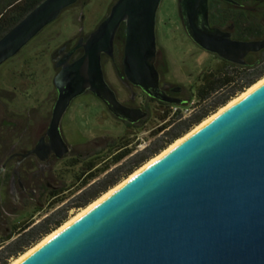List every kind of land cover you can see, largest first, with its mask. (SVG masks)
Wrapping results in <instances>:
<instances>
[{"label":"water","instance_id":"obj_1","mask_svg":"<svg viewBox=\"0 0 264 264\" xmlns=\"http://www.w3.org/2000/svg\"><path fill=\"white\" fill-rule=\"evenodd\" d=\"M77 1L40 2L0 38V65ZM160 2L116 0L81 45L83 56L54 77L47 147L58 156L68 151L61 116L85 90L122 122L147 116L122 106L103 81L100 54L111 56L120 24L125 79L149 98L179 104L165 100L153 68ZM178 10L190 40L220 59L242 64L247 51L264 48L210 28L207 0H178ZM17 264H264V82Z\"/></svg>","mask_w":264,"mask_h":264},{"label":"flooded vegetation","instance_id":"obj_2","mask_svg":"<svg viewBox=\"0 0 264 264\" xmlns=\"http://www.w3.org/2000/svg\"><path fill=\"white\" fill-rule=\"evenodd\" d=\"M176 3L178 29L181 30L185 37L183 41L186 40L190 50L170 49L165 45L166 39H169L167 22L160 23L157 12L154 27L153 68L157 74L158 89L163 93L166 101L179 103L177 105L185 103L188 91L195 89L201 74L210 68L226 64L250 68L259 64L261 56L264 55V48L247 51L242 58V64H234L198 47L185 33L179 16L178 0ZM80 4H82L81 10L84 2L81 3L80 0L74 4L75 8ZM110 7L92 29L84 32L81 23L77 33L71 37L60 40L53 37L48 39L45 37L46 31L44 32L46 26L30 41L28 51L34 50L33 52H20L21 49L14 57L0 65V203L10 191L15 197V187L23 192L26 188L29 190V195H33L36 187L42 188V191L44 187L55 188L46 182L52 175V166L63 161L65 166L70 158H81L69 156L73 154L72 147L66 142L63 134L64 120L66 116L69 118L70 113L73 117L72 109L77 107L74 103L78 98L90 96L102 106L101 112L104 116L122 123L107 111L98 98L89 90H85L70 101L59 121L58 132L68 151L58 156L57 149L52 150L47 147L52 110L57 97L54 77L62 66L70 65L83 56L84 50L81 45L89 33L105 18ZM74 10L65 9L62 12H68L71 19L70 15ZM207 21L210 28L228 35L232 42L264 41V0H207ZM124 29L125 26L120 24L115 32L111 56L100 54V69L103 81L112 91L115 99L124 107L145 111L147 116L144 119H146L151 114V110H156L163 103L171 104L152 98L150 99L153 101L148 102L149 97L125 79L122 66ZM35 41L37 42L34 43ZM168 52H189L190 61L195 56H203L204 63L201 64L200 72L194 76L189 72L186 61L182 58L176 60ZM173 60L176 61L177 66L187 71L188 77L193 79L188 87L180 86L175 78L170 77ZM41 78L47 82L41 83ZM39 194L42 196V193Z\"/></svg>","mask_w":264,"mask_h":264},{"label":"trees","instance_id":"obj_3","mask_svg":"<svg viewBox=\"0 0 264 264\" xmlns=\"http://www.w3.org/2000/svg\"><path fill=\"white\" fill-rule=\"evenodd\" d=\"M42 1L0 0V38ZM76 8L72 5L67 9ZM263 76L264 55L258 65L250 68L233 64L210 68L201 74L195 89L188 91L186 102L177 105L183 106L194 100V110L188 117L182 118L179 112L171 114V105L164 103L151 110L157 127L149 132V141L143 148L137 149L128 135L106 137L100 140L101 145L94 148L88 157L70 158L65 168L72 172L73 183L65 184L63 181L60 188H43L49 200L48 212L38 221L27 220L17 224L10 232L9 239H0V264H7L36 245L66 222L69 211L88 206ZM147 100L153 101L150 98ZM144 120L135 124L122 123L127 131H131L142 126Z\"/></svg>","mask_w":264,"mask_h":264},{"label":"rangeland","instance_id":"obj_4","mask_svg":"<svg viewBox=\"0 0 264 264\" xmlns=\"http://www.w3.org/2000/svg\"><path fill=\"white\" fill-rule=\"evenodd\" d=\"M83 1L85 2L83 8H81V11H79L80 8L77 7V10L72 11V14L70 15L71 19L69 18L68 12H62V14H60V18H58V21L56 20V22L47 26L45 28L46 30L44 29V32L46 31L47 33L45 34V37H47L48 39H51L53 37L56 40H60L65 37H71L77 33L79 25L81 23L83 31H89L90 29H92L93 25L97 21H99L101 17L104 16L106 10L115 0ZM176 5V0H161L157 10L158 21L160 23L167 22L166 27L169 39H166L165 45L170 49L176 48L182 51H188V49L190 50V47L186 43V40L183 41L185 37L182 35L181 30L178 29V14ZM67 13L68 16L66 15ZM81 16L83 18H80ZM36 42L37 41H35L34 43ZM30 44L31 42L28 43L24 48H22L20 52H27ZM33 51L34 50H29L28 52ZM168 53L176 60L182 58L184 61H186V64L189 66V72H191L194 76H196L200 72L201 64L204 63L202 62L203 56L201 55L195 56L190 61L188 58L189 52ZM176 64V61L173 60L170 69V77L172 79L175 78L177 84H179L180 86L188 87V85L193 82V79L187 76V71L184 68H181ZM45 82L47 81L44 78H41V83L44 84ZM239 94H237L233 98L237 97ZM74 104L77 105V107L75 109H72L74 112L73 117H71L70 113L69 118L66 116L63 123L64 138L66 142L71 145L73 151V154L69 155L70 157H88L89 155H91L94 148L101 145V139H104L106 137L117 138L123 135H128V138L132 141V143L136 145V148L141 149L149 141V132L157 127V122L153 119L154 115L150 114L144 120V124H142V126L131 131H127L121 122L113 118L111 119L106 115L104 116L101 112L102 106H100V104L90 96L78 98ZM219 108L210 113L203 120L217 112ZM202 121H200L199 123H201ZM195 126H193L191 129H193ZM191 129H189V131ZM189 131H187L185 134H187ZM185 134H183L181 137H183ZM73 180L74 179L72 177V172L65 168L63 161L52 166V175L50 179L46 180V182L51 187L60 188L63 181L65 184H69L73 183ZM123 180H121L120 182H122ZM41 189L42 188L36 187L33 195H29V190H27L26 188L24 189L25 192H23L20 188L15 187V197L13 196L12 191L6 194L5 198L0 203V239L9 238L10 232L12 231L13 227L17 226V224L25 222L27 220H31L34 222L38 221L46 212H48L49 200L47 196H45L46 192L42 191ZM71 192H73V190ZM39 193H42V196ZM66 195L68 196V194ZM79 210L69 211L65 221L73 217ZM14 259L9 260L7 264H10Z\"/></svg>","mask_w":264,"mask_h":264},{"label":"bare ground","instance_id":"obj_5","mask_svg":"<svg viewBox=\"0 0 264 264\" xmlns=\"http://www.w3.org/2000/svg\"><path fill=\"white\" fill-rule=\"evenodd\" d=\"M264 82V77L261 78L259 81H257L255 84L250 86L248 89H246L244 92L239 94L237 97L233 98L229 102H227L223 107L219 108L217 112L203 120L201 123H199L197 126H195L193 129H191L187 134H185L183 137L177 139L173 143H171L165 150L160 152L155 157L148 160L145 164H143L139 169L135 170L130 176L127 177V179L120 182L118 185L113 187L112 189L108 190L106 193L102 194L99 198H97L95 201H93L91 204L86 206L85 208L79 210L73 217H71L69 220L64 222L62 225H60L57 229H55L53 232L49 233L45 238H43L40 242H38L36 245L25 251L23 254L18 256L16 259H14L10 264H17L19 261L24 259L26 256L31 254L34 250H36L38 247L49 241L51 238H53L55 235H57L59 232H61L63 229H65L68 225H70L73 221H75L77 218L85 214L88 210H90L92 207H94L96 204H98L101 200L106 198L109 194H111L114 190L119 188L122 184H124L129 179L133 178L135 175H137L139 172L144 170L146 167L151 165L153 162H155L157 159H159L161 156H163L166 152L171 150L173 147H175L177 144H179L183 139L187 138L189 135H191L193 132L201 128L203 125H205L207 122H209L211 119H213L215 116L223 112L225 109L239 101L241 98H243L246 94H248L252 89H254L256 86Z\"/></svg>","mask_w":264,"mask_h":264},{"label":"built area","instance_id":"obj_6","mask_svg":"<svg viewBox=\"0 0 264 264\" xmlns=\"http://www.w3.org/2000/svg\"><path fill=\"white\" fill-rule=\"evenodd\" d=\"M194 106H195V102L194 100H191L183 106L171 105L170 112L171 114L175 112H179L181 117L184 118V117H188L193 112Z\"/></svg>","mask_w":264,"mask_h":264}]
</instances>
